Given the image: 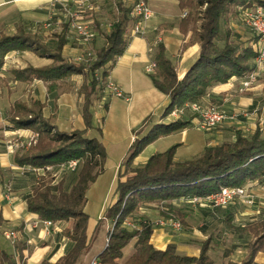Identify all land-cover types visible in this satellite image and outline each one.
I'll use <instances>...</instances> for the list:
<instances>
[{"label":"trees","instance_id":"trees-1","mask_svg":"<svg viewBox=\"0 0 264 264\" xmlns=\"http://www.w3.org/2000/svg\"><path fill=\"white\" fill-rule=\"evenodd\" d=\"M178 1L179 7L187 10L181 19V27L185 30L189 24L192 25L193 39L199 43L200 50L179 79L174 65L164 54L163 45H156L153 53L156 66L150 78L153 85L169 97L163 115L186 103L199 102L215 84L224 83L232 76L243 77L253 70L256 55L254 47L239 46L230 40L228 20L239 13L240 7L264 5V0ZM131 24L129 6L120 5L108 32L104 34L103 45L94 51L88 62H75L62 55L69 21L62 24L60 33L55 34V47H49L42 35L27 30L24 25H19L12 33L0 34V67L5 55L13 50H30L38 56L52 59L42 67L12 69L15 78L28 79L34 76L49 82L48 88L51 90L59 79L78 73L84 76V129L69 132L58 130L52 118L43 115L44 104L37 100L29 106L16 102L11 113L10 120L14 128H29L38 134L36 143L15 154L14 162L17 165L45 169L46 166L58 168L71 160L78 161L74 179L68 188H65L63 178L53 181L41 176L35 180L26 198L27 210L36 213L41 220H50L52 223L73 220L71 228L64 226L61 229V234L71 241L70 248L56 262L44 258L39 264H83L82 258L91 249L99 227L107 222L111 227L107 231L105 245L95 256L97 264H215L208 252L210 239L201 243L198 256L180 254L171 243L164 249L156 248L150 242L154 223L139 219L137 213L140 206L188 196L205 197L223 186H245L254 180H264V135L259 131L247 136L237 131L234 140L205 146L197 156L182 161L174 160L176 146H171L163 152L150 155L142 166L134 167V158L149 143L182 130L191 123V119L177 118L151 124L146 119L136 131L122 163L124 171L118 172L115 199L98 219L94 235L88 237V214L84 210L86 190L103 171L105 160L101 142L86 134L91 126L90 106L93 99L105 90L109 72L126 48V32ZM253 35L254 44L257 37ZM170 209L177 211L171 206ZM128 219L133 220L135 226L127 225ZM4 222L0 213V231ZM249 228L255 237L248 243V254L240 262L228 260L226 264H255L256 252L264 251V222ZM132 242L133 251L120 262L124 248ZM24 248L25 244L18 241L12 244L10 250L0 248V264L21 263Z\"/></svg>","mask_w":264,"mask_h":264},{"label":"crops","instance_id":"crops-1","mask_svg":"<svg viewBox=\"0 0 264 264\" xmlns=\"http://www.w3.org/2000/svg\"><path fill=\"white\" fill-rule=\"evenodd\" d=\"M69 1L71 2L70 8L74 10L72 13L82 15L83 9H88L85 10V18L95 34L92 40L94 51L103 45L104 34L110 28V26H105L98 16L102 6H107L108 11L113 14L111 22L118 13L119 6H127L124 0H102L98 3L99 6L97 2H94L92 5L95 7L86 6L89 0ZM146 1L152 14L145 22L144 35H133L131 26L128 27L126 48L117 57L107 78L117 86L122 95L118 96L104 90L93 99L90 106V111L95 106L102 113L91 111V126L86 134L89 137H96L101 142L105 151V160L103 171L86 190V203L87 192L91 189H98V187L102 191L106 188L107 191L110 189L112 196L111 200L101 202L95 220L91 221L88 216V237L94 235L98 219L115 199L114 191L118 172L124 171L122 163L136 136V131L146 119H149L151 124L174 120L168 115H163V110L169 103V97L153 85L150 73L146 71V67L153 61L156 45H163L164 54L174 65L179 79L196 59L200 50L199 43L193 39L192 25L189 24L185 30L181 27V19L186 15L187 10L179 7L178 0ZM50 4L53 5L52 2ZM100 5L101 9H99ZM58 22L60 23L50 33H39L37 30L27 28L24 23H19L13 31L0 30V34L12 33L19 25H24L27 30L42 35L49 47H55L57 42L55 34L61 32L62 24L67 20L58 19ZM228 28L231 31L230 40L234 44L253 45L254 35L242 24L239 14L229 17ZM74 38V33L69 28L62 55L72 61L75 60L70 54L78 53ZM51 61L52 59L48 56H38L30 50H13L5 55L0 67V213L5 221L0 231V248L10 250L13 243L23 242L25 244L22 250L23 259L18 264H39L44 258L54 263L71 246V241L61 234V229L64 226L71 228L72 219L65 223L57 222L46 226L44 220H41L36 213L27 210L26 198L35 183L33 174H45L43 172L45 170L33 171L14 162L18 150H26L29 145L14 153L8 152L5 147V140L8 138L27 142L32 135L37 134L29 128L13 127L10 119L16 102H23L27 106L35 100L43 103V115L51 117L58 130L69 132L85 128L83 74H73L65 79H59L50 90L47 81L34 76L28 79H18L12 73V69H24L29 66L42 67ZM241 79L242 77L232 76L224 83L215 84L208 89L198 103L202 106L220 107L228 114L241 108L254 111V113L245 118H227L218 127L207 130L199 128L195 115L187 112L181 118L191 119V123L182 130L158 137L149 143L134 158L133 166H142L150 155L163 152L171 146H176L174 160L182 161L197 156L205 146L234 140L237 131L245 136L252 135L256 131L264 135V77L258 76L252 86L243 91L239 90ZM95 118L96 122L93 123ZM193 128L196 133L191 131ZM37 139L38 134L36 142ZM54 169L51 168L46 172ZM105 174L108 176L103 178ZM36 178L39 179V176ZM121 179L123 180L124 177ZM245 186L253 196L252 205L236 200L227 207L213 208L189 201L188 196L170 202L144 203L140 206L137 216L139 219L154 223L150 242L156 248L164 249L171 243L175 245L176 251L180 254L198 256L201 243L210 239L208 252L215 260V264L216 259L223 264H226L228 260L240 262L248 254V243L255 237L249 227L264 222V180H254ZM170 206L177 211H172ZM169 218L180 221L181 229L174 230L169 225L163 224ZM6 230L16 232V238L13 241L5 238L4 231ZM170 230L175 232L172 233ZM96 239L95 237L89 252L83 256V262L96 249L102 247L97 244ZM95 256H90L89 260ZM254 262L264 264V251L256 252Z\"/></svg>","mask_w":264,"mask_h":264},{"label":"built area","instance_id":"built-area-1","mask_svg":"<svg viewBox=\"0 0 264 264\" xmlns=\"http://www.w3.org/2000/svg\"><path fill=\"white\" fill-rule=\"evenodd\" d=\"M129 6V17L132 20L131 33L133 35H144L145 33V22L151 16L152 10L146 0H124ZM90 7V5H87ZM239 19L242 24L246 26L253 34L256 35L257 41L253 44L256 55L254 57V68L252 71L244 75L241 79L239 90L243 91L252 86L258 76L264 77V5L263 4H253L250 6H244L239 8ZM70 30L74 31L79 39H81L82 44L86 45V50L88 54H92L89 51V44L92 42L95 34L91 29L88 21L83 19L80 14L72 13L71 19L69 21ZM93 57V56H92ZM155 62L152 61L147 67L146 71L152 73L155 68ZM105 90L113 93L115 95L121 96V91L117 86L110 80H107L105 84ZM187 112L195 115L197 120V126L201 129H214L218 127L227 118H239V117H249L254 111H249L248 109H237L232 114H228L224 109L217 106H202L198 102L186 103L181 107H175L167 115L171 118L177 119L181 118L187 114ZM37 134L32 135V137L27 141L8 138L5 140L6 150L10 153L16 152L20 148H24L31 143H35ZM78 161L71 160L66 165H61L59 167H65L69 170H74ZM53 168L52 166H46L45 169L49 170ZM36 171L40 168H30ZM9 195V193H8ZM7 197L9 198V196ZM236 200H239L245 204L252 205L254 202L253 196L249 193L246 186H223L216 192H213L205 197L192 196L189 201L198 202L201 205H208L213 208H224L230 204H233ZM128 221V220H127ZM126 224H132L133 222H127ZM46 226L52 225L50 220L43 221ZM172 227L174 230L181 229V222L169 218L163 222ZM4 236L7 239L14 240L16 238V232L14 230L4 231ZM90 264H97L94 258L91 259Z\"/></svg>","mask_w":264,"mask_h":264},{"label":"rangeland","instance_id":"rangeland-1","mask_svg":"<svg viewBox=\"0 0 264 264\" xmlns=\"http://www.w3.org/2000/svg\"><path fill=\"white\" fill-rule=\"evenodd\" d=\"M0 30H4L7 32H11L14 30V28L19 23H24L27 28L31 30H37L39 33H46L51 32V30L58 25V19L59 20H67L70 21L71 14L74 10L70 8L71 2L69 0H0ZM52 2L53 5L50 4ZM94 2H97L96 4L99 6V2H102V0H89L87 5H92ZM60 3V4H59ZM86 5V6H87ZM95 7V5H92ZM85 8V7H84ZM81 9H83L81 7ZM101 9V5L99 7ZM85 10H88L87 8ZM83 9L82 16L85 21L87 19L85 18L86 11ZM98 16L103 20V24L107 27H109L111 23V18L113 14L108 11L107 6L103 5L101 12H99ZM43 17V18H42ZM72 33H74V39L76 42V46L78 47V53H72L70 54L73 56L75 61L78 62H88L89 59L94 54V48L92 47V42L89 44V51L91 50L92 54H88L86 50V45L82 44L81 39L77 37L74 31L71 30ZM246 33H248L246 31ZM252 33V32H251ZM249 34H247L248 36ZM252 43V42H251ZM251 45V44H250ZM95 108V106L91 109L92 113H102L101 110H98ZM92 121V118H91ZM96 122V118L93 120V123ZM193 133H196L195 128L191 130ZM201 131V130H200ZM191 134L195 136V134ZM48 171V170H47ZM75 169L69 170L65 167H58L54 170H51L49 172L43 171L45 174H39L35 173L33 174L34 180H37L36 177L45 176L46 179H55L56 181L63 178L64 180V186L65 188H68L70 184L72 183L74 176H75ZM108 174H105L103 176L107 177ZM103 183V181H102ZM104 184V183H103ZM35 183H33V186ZM112 193L109 189L107 191L106 189H102L98 187V189H91L89 192H87V203L85 205L84 210H86L89 218L91 221L96 219L97 216V210L100 208L101 202H105L106 200H111ZM105 204V203H104ZM134 222L131 219H128L127 222ZM111 224L104 223L102 224L96 233V241L98 242L99 246L103 247L105 245L107 231L110 230ZM131 226L132 224H128ZM112 229V228H111ZM170 232L174 233L175 231L170 230ZM97 246V245H96ZM101 247V248H102ZM100 249H96L93 254L91 253L86 261L83 262V264H90L91 260L90 256H95ZM133 251V242L130 243L128 246L124 248V256L120 260V262L123 261V259L127 258L131 252ZM216 264H223L220 262V260L216 259Z\"/></svg>","mask_w":264,"mask_h":264}]
</instances>
